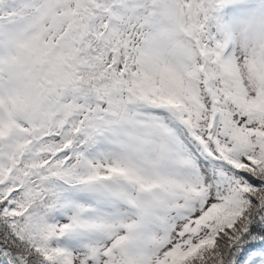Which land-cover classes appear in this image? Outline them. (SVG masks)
<instances>
[{
  "label": "snow or ice",
  "instance_id": "obj_1",
  "mask_svg": "<svg viewBox=\"0 0 264 264\" xmlns=\"http://www.w3.org/2000/svg\"><path fill=\"white\" fill-rule=\"evenodd\" d=\"M0 264H264V0H0Z\"/></svg>",
  "mask_w": 264,
  "mask_h": 264
}]
</instances>
